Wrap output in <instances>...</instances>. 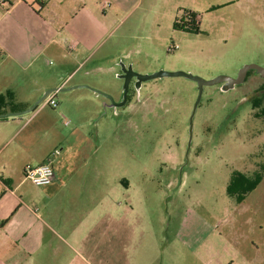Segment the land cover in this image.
<instances>
[{"label": "rangeland", "instance_id": "rangeland-1", "mask_svg": "<svg viewBox=\"0 0 264 264\" xmlns=\"http://www.w3.org/2000/svg\"><path fill=\"white\" fill-rule=\"evenodd\" d=\"M55 1H48L43 16L66 31L63 40L82 46L68 52L54 44L41 59L28 60L27 91L0 77V86L31 96L28 109L61 81L121 102V65L129 62L142 75L181 71L204 80L235 78L246 65L264 68V0H134L128 8L111 0L107 16L102 0ZM82 1L85 11L77 10ZM190 12L199 33L173 26L188 21ZM83 20L93 37L73 33ZM89 88L56 92L55 107L46 100L37 107L45 106L31 125L48 133L64 165L72 163L61 175L76 183L65 191L79 192L81 201L63 204L60 226L57 212L36 211L53 228L46 233L50 247L36 256L24 251L20 235L17 264L30 255L26 264H53L57 254L64 264H188L194 257L187 246L202 243L218 253L209 259L264 264V117L258 116L264 113V77L251 71L228 91L206 86L193 117L198 85L185 77L146 81L139 90L132 83L129 101L119 108ZM236 174L255 185L244 198L228 193ZM27 187L38 193L30 181ZM26 204L40 210V204Z\"/></svg>", "mask_w": 264, "mask_h": 264}, {"label": "crops", "instance_id": "crops-1", "mask_svg": "<svg viewBox=\"0 0 264 264\" xmlns=\"http://www.w3.org/2000/svg\"><path fill=\"white\" fill-rule=\"evenodd\" d=\"M48 1L52 2L51 5L56 2L55 0H5V4L0 5V63L10 61L8 67H0V77H4L7 82H19L18 87H21L22 90L25 88V77L30 75V71L25 65L28 60L41 59L54 44L59 43L60 47L65 46L68 52H76L82 46V43L76 39L64 38L63 40L65 30L60 31L46 21L43 12L50 5ZM112 1L116 6L128 8L134 0ZM112 1L111 7L113 6ZM81 4L83 7L77 8V10L85 11V1H82ZM100 10L103 16H107L109 13L107 12L109 9L102 10L101 4ZM68 29L66 27V30ZM73 33L82 39H84L83 35L87 38L93 37L90 26L85 20L77 22ZM72 43H75L74 48L70 47ZM120 55L118 53L115 57L119 58ZM125 65L133 66V63L129 62ZM51 87L69 88L65 81L51 85ZM17 89L13 85L0 86V98L2 99L0 103V107H2L0 108V264H17L15 244L20 235H24V251L37 254L36 256L50 247L46 233L48 228L51 230L53 228L49 226L45 216L37 215V212L40 214L43 211L46 216L57 212L55 218L60 226V222L64 220L63 213L66 210L63 204L68 203L73 206L81 201L79 192L75 197L71 191H65L66 189L72 190L76 183L63 180V173L61 175V172L72 163L64 165L61 159L56 156L58 146L54 145L50 148L48 133L41 131L38 125H31L33 118L37 117L41 110L49 105L45 104V106L39 107L35 112L33 111L31 117H28V114L14 116L16 113L26 111L34 102L31 100V96L19 97ZM18 97L21 100H18ZM54 97L56 100V96ZM3 115L8 116L3 118ZM42 140L45 142L37 143ZM46 164L51 165L54 170L53 182L46 187L35 186L39 189L38 193L30 194L28 187L25 188L28 180L24 178V168L28 165ZM123 183L126 186L129 185L127 181L123 180ZM26 203L40 204V210L32 209ZM50 204H56V206L54 205L52 208ZM22 208L27 209L29 214H22L24 212ZM61 239L62 242H65L63 236ZM187 248L194 257L188 264H235L233 261L219 259L218 256L217 260L209 259L211 255L218 253L213 247L206 244L189 245ZM30 260L33 261L31 255L25 264ZM63 262H65L64 259L57 254L53 264H64Z\"/></svg>", "mask_w": 264, "mask_h": 264}, {"label": "water", "instance_id": "water-1", "mask_svg": "<svg viewBox=\"0 0 264 264\" xmlns=\"http://www.w3.org/2000/svg\"><path fill=\"white\" fill-rule=\"evenodd\" d=\"M121 71L122 74L119 76L121 79L124 80V87H123V100L121 102H115L114 98L106 93H103L102 91L96 90V89H92L89 87H71V88H53L50 89L48 91H46L43 96L35 103V105L24 111L21 113H16L14 114V116H22L25 114H29L33 111H35L37 109V107L43 103L50 95L56 93V92H66V91H71L74 90L76 88H89L91 91H93L94 93L98 94V95H102L104 98L108 99L110 101V106L111 107H123L124 105H126L127 101H128V94H129V90H130V84L133 78H136V83H135V88L137 90H139L142 86V84L146 81H150V80H154V79H160V78H164V77H185L191 81H194L197 83L198 85V97L194 106V111L192 114V117L195 114V111L197 109V107L199 106L200 102H201V98H202V94H203V90L206 86H215V85H219L222 84L223 85V91H228V90H232L234 89L236 86L242 85L243 83H245L246 78L248 76V73L250 71H255L256 73H258L261 77H264V68L259 67L257 65H246L244 66L242 69H240L238 75L235 78H231V77H227V76H219L215 79L212 80H204L200 77L194 76L192 74L189 73H185V72H181V71H177V72H167V71H158L156 73L150 74V75H142V74H138L136 73L132 66H126L125 64L121 65ZM8 115H3V118H6ZM192 117H191V128H192ZM191 133H192V129H191Z\"/></svg>", "mask_w": 264, "mask_h": 264}, {"label": "built area", "instance_id": "built-area-1", "mask_svg": "<svg viewBox=\"0 0 264 264\" xmlns=\"http://www.w3.org/2000/svg\"><path fill=\"white\" fill-rule=\"evenodd\" d=\"M4 4L5 0H0V5ZM101 7L103 11L107 10L111 7V1L103 0L101 3ZM70 47L74 48L75 43H72ZM176 48L177 47L171 48V50L174 51ZM46 104L50 107L56 106L57 103L53 94L46 99ZM64 123L66 126L70 125V122L67 120ZM24 178L37 187H46L53 182L55 173L52 166L48 164L40 166L28 165L24 168Z\"/></svg>", "mask_w": 264, "mask_h": 264}, {"label": "trees", "instance_id": "trees-1", "mask_svg": "<svg viewBox=\"0 0 264 264\" xmlns=\"http://www.w3.org/2000/svg\"><path fill=\"white\" fill-rule=\"evenodd\" d=\"M188 21H178L174 22V28L177 30H182L189 33H199L197 16L194 13L186 14ZM251 74V71L248 73V76ZM247 76V77H248ZM2 99L0 98V103ZM258 116L264 117V113L258 114ZM254 181V180H253ZM250 178H245L242 175L236 174L233 176L232 181L228 187V193L230 196H234L237 192H241L243 198L246 197L250 192L255 189V185H252ZM257 184V179L253 183Z\"/></svg>", "mask_w": 264, "mask_h": 264}, {"label": "flooded vegetation", "instance_id": "flooded-vegetation-1", "mask_svg": "<svg viewBox=\"0 0 264 264\" xmlns=\"http://www.w3.org/2000/svg\"><path fill=\"white\" fill-rule=\"evenodd\" d=\"M121 74H122V72H121ZM132 83H134V84L136 83V78H133V79H132L130 86L132 85ZM221 85H222V84H221ZM106 101H107V105L110 104V101H109L108 99H106ZM128 101H129V94H128ZM128 101H127V102H128Z\"/></svg>", "mask_w": 264, "mask_h": 264}]
</instances>
